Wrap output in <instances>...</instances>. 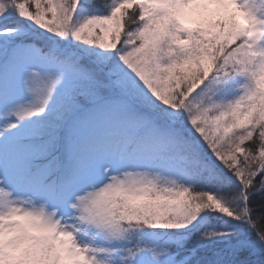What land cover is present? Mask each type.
Wrapping results in <instances>:
<instances>
[{"label": "snow or ice", "instance_id": "6c2138e0", "mask_svg": "<svg viewBox=\"0 0 264 264\" xmlns=\"http://www.w3.org/2000/svg\"><path fill=\"white\" fill-rule=\"evenodd\" d=\"M0 264H264V0H0Z\"/></svg>", "mask_w": 264, "mask_h": 264}]
</instances>
